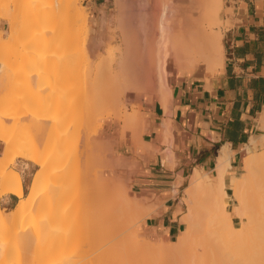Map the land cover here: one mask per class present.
Segmentation results:
<instances>
[{
    "label": "bare ground",
    "instance_id": "6f19581e",
    "mask_svg": "<svg viewBox=\"0 0 264 264\" xmlns=\"http://www.w3.org/2000/svg\"><path fill=\"white\" fill-rule=\"evenodd\" d=\"M68 2H74L75 4H77L78 0H69ZM75 4L74 6L77 7L75 8V10H79L78 12L76 11V20L78 21V23H80L81 27L87 28V14L81 10L83 9V7L79 9V6ZM66 6L67 2L64 3L60 0H44L42 5V10L44 11L43 15L51 16L57 11L64 10ZM222 9L223 0H205V2L202 3L200 7V13L196 15L194 19V26L188 29L182 28L179 31L173 30L171 26L166 22V16L174 14V11L168 9V7L164 6L162 8L163 11L159 16H157L159 18L157 19V23L155 24H151L153 21H150L151 18L149 17V19L147 16L148 14L146 15V12L144 13V11L142 10L143 15L145 14L146 16L143 19L140 18L142 19V21L140 20L142 24L139 22V20L138 24L142 25L143 29L137 30V28H132L133 30L130 29L131 31L127 30L134 34L133 36H131L132 34H129L130 32L126 33V31L125 33L121 32L122 34H117L118 42L120 41V39H122L123 34H126L124 36L125 41L123 40V42L121 40L122 42L117 49H115V47L113 49L112 47V49H110L107 54H103L101 59L98 62L96 61V63L87 52V54H84L83 60H78L62 70V80H68L75 73H79L82 71V73H77V75L81 76V80L85 76H88L87 78H84L85 80H87L85 82L84 79L81 82L78 78L80 83H77L76 81L72 83L71 87L77 83L79 84L78 86H80L81 90H79L78 92L76 91L77 93H74V88L71 93V97L69 98V100L65 101L62 106L53 107L45 103L41 104L40 107L34 109L28 108L25 110H19L17 108L16 111L18 113V116L20 115V118L24 119L26 124L27 122H31L32 125H29L28 123L27 125H25V127L31 129V132L32 129L35 128L33 129L34 132L36 131V128L42 131L44 129L43 124L45 122H48V120H55L57 126L70 117L76 116L75 118L82 119V117L87 112H82L80 115H77L75 112H70V109L73 105H75L76 107L78 104H81L83 102L87 103L91 109L94 108V110H92L93 115L95 114L97 116L98 114H110L112 113V111L109 109L113 108L114 110L115 106L111 107V104L110 106L105 104L111 103V97L108 98V96L111 95V93L109 94V92L115 93V90V97L117 99L119 98V102L121 101L118 95L122 97L121 94L125 93L126 91L136 93L141 91L156 92V94L158 95L160 100H162L164 106L166 107L168 101L167 96L169 93V87L167 83L168 81L166 78L167 64L169 60H172L173 62L175 61V63L181 67H190L192 69H196L199 67V65L205 63L207 65V69L210 72H213L216 69L224 66L225 53L223 50V35L219 30H216L214 28L215 24L219 25L220 23V13ZM157 10L155 8L154 12ZM140 16H142V12ZM131 22H129L128 25V21H126L127 28L130 27V25L132 26ZM123 25H125V23ZM121 30L124 31L125 28L123 29L122 27ZM83 31L85 32L86 30L83 29ZM86 36L87 37L83 39V43L85 46L89 41V32H87ZM11 39L13 38L11 37ZM98 46L100 47L101 45ZM119 52H124V56L118 58L117 55ZM37 59L31 60H35V63L33 62L34 69L32 66L31 71L28 72V75L33 77L32 83H35L38 86H42L45 83L42 81L40 70L36 68L37 66L34 64H36L37 61L41 62L44 60L42 57H38ZM6 63L7 60L1 59L0 67ZM82 75H84V77H82ZM89 81H91L92 83L97 82V85L99 82V85H102L104 83V85L99 86L101 90H98L97 86H95V89L97 91L93 90V94L92 91L90 92L89 90L90 88H93L91 86H94L96 84H91V82ZM84 83H86V85ZM44 87L45 86H42L41 88ZM112 99L114 101L115 98L113 97ZM121 103H119V105ZM115 104H117V101ZM102 105H105V107L108 106V108L102 107L104 108V111L98 112V114H96L97 112H94L96 111L95 107H99ZM120 106L122 107V105ZM61 110L65 112V115H63V117L54 116L50 112L55 111V113H58ZM121 111L122 109H117V112L120 115ZM139 111V109L136 111L133 110V112L131 113L129 111L130 114L124 117L126 121L130 123L131 129L134 130L136 134L138 133V131L142 130L144 125ZM13 112L16 113L15 110ZM117 112L115 114H117ZM5 115L0 113V142L5 145L3 153H0V264H17L14 260H19L24 255H28L29 257H31L30 264H137L134 263V259L137 258L136 255L140 254L141 252L143 254V251L145 250L149 251L148 253H150L151 257L153 255L156 256H153V258L159 257L158 259L160 260L161 257L164 264H176L181 258L188 256L191 257L193 255V253L195 252L193 251L194 246L196 244V241L199 239L198 237H201L198 242L203 241L202 243L204 246L202 247H206L205 243L207 241V237L204 236L210 233L214 234V236H212L213 234L211 236L215 240L217 239V242L224 245V248L226 250L225 253H228V256H230L228 257L229 261H227L229 264H264V149L258 151L257 149H253L250 146L247 147L248 155L244 159L246 172L242 176H232L229 183V187H231L232 189L230 195H228L229 191H227L225 183V173L229 166V159L226 151L224 152V155H221L218 158L217 173L215 175L206 173L207 175L205 174L206 176L203 177L204 174L202 175L200 173L202 171L201 169V171L199 172L196 171L193 182L195 183L197 189L199 188L198 193H203L208 202V204H206L205 206H203L204 204L200 205L197 204L198 202L196 203L198 205V208L205 207L203 212H206L207 210L206 215L209 218V220H207L209 225H206L204 229H201V227L203 226L202 224H200V227L196 226L197 220L195 221L194 219L196 212L193 210L196 205L194 203L195 206L193 205L194 207H191V213L187 217V221L189 222L190 226L184 232V235H182L178 240L172 241L173 243L171 242L169 244L167 242L160 244L147 241L141 242L138 241V239L135 237L134 241L136 243H140V245L136 246L134 244L135 242L132 241L133 237L130 236L131 238L128 237L127 239V236H125L127 229L123 231L119 230V232H123L122 234H124V237H122V234H120L119 232L117 234V229H119L118 227H120V225L123 224V226H126L127 228L128 224L122 222L125 221V219H128L126 218V216H129V214H127L129 210L128 208H130L128 207V205L132 204V202L130 201H133L131 198H129L128 194H124V199V195L122 196L123 191H120V188L122 187L114 188L112 186L110 187V189H108L109 191H107L106 188H108L107 186H109L110 183L106 182L104 179H102V183L98 180L95 183L94 181L96 180L93 179L94 174L96 173V170H93V167L95 169V164L91 160V163L88 161V164H85L83 166V168L86 167L83 171L72 172L71 170L68 171L66 170V168H62L59 170V173H57L58 167H53L56 169V173L53 171L55 174H51L53 173L51 169H47V165L50 160L61 158L67 161L68 159V163L75 159L73 158V155H75L79 151L77 152L73 150V152L71 151L72 153H70V155L68 156L67 148L69 146L66 145V142H64L65 140L60 139L62 142L59 140V142H61V146L57 151H50L46 154H40L38 147L40 145L45 146L50 136H52L51 132H49V135L48 133H45L44 130L42 132L37 131L39 134V138L36 137V139L35 137H33L35 140L31 139V141L33 140L34 142L28 140L29 143L27 145L23 144L21 146L22 143L20 142L23 141V143H27L28 141L25 142V139L22 140L23 137L21 139L22 141H20V136L22 135L19 136V133L17 136L5 133L7 126L3 118ZM262 118L263 120L261 119V121L263 122L262 125L264 127V117ZM166 123L167 126L165 125V127L168 133L170 123L168 121ZM29 126H31V128ZM126 126L129 127L127 124L125 125V127ZM50 128L51 127H49V129ZM58 131L60 132V130ZM36 134L35 136L38 135ZM67 137L66 139L70 138V136L68 135ZM166 139H168L167 135L165 137V140ZM251 141L256 143L253 138L251 139ZM72 142L74 141L72 140ZM71 145H73V143ZM79 145L83 146L81 143H79ZM106 147H93L92 145H90L88 148H86L87 151L81 147L79 148V156H84L83 159L87 161L88 157L90 158L88 153H96L97 155H99L103 152V149H106ZM69 148L71 149V146ZM72 149H75V145L74 148L72 146ZM81 151L83 152V155ZM84 152H86L87 154L85 155ZM18 157L26 159L24 163L26 168L29 167L30 163H33L34 165L41 166L42 171L44 170L43 172H41V169H38L33 172L34 179L30 184L28 194L25 193L22 173L16 170L17 168H11V164L15 163ZM85 161L84 163H86ZM89 163L92 167V170H90V167L88 166ZM92 163L94 166H92ZM80 169L82 170V167ZM74 173L76 175V182L79 186L81 185L80 187L76 188L78 185L74 181V183L76 184V191L77 193L80 192V195L82 194V196H85H83L82 199H86L85 202L87 203L83 202L86 205L84 207L83 205H81V207H78V210H76V212H71L72 215H69L68 209L66 210V208H63L62 206L59 209L53 206L52 208L54 209L51 208V211L48 212L49 215L47 216L46 214V216H44V219L38 217V210L40 209V206H42L41 200H45V197L47 199V197L49 196H47V194L46 196L42 194V190L44 192L46 189L43 184H45L46 182L47 175L48 179L50 176H59V180L58 176L57 179H55L56 177H53L56 181H58L54 184L53 182L50 183V181L52 180L49 179L48 182L47 179L48 183H46V185H49V183L50 185L46 191L51 192L52 190V193L49 194H51V196H54L55 193L61 191L63 186L65 187L64 184L67 182V178L73 177ZM96 176L97 175H95L94 178L97 179ZM98 177L100 178L101 176L99 175ZM205 177H207L208 179L205 180ZM90 179L91 181L89 182ZM91 182L95 183H93L95 187L97 183H100V185L98 184L99 186L95 188L93 184H91ZM190 192H192V189L190 190ZM195 192L192 197L196 196L198 201L201 200L199 198L201 196H199L197 193L195 194ZM8 193L18 196L20 198V201L15 208L10 210L9 212H5V208H3L1 205V197H4V195ZM85 194L88 195V197H86ZM51 198L55 199L54 197ZM57 198L58 197H56V199ZM231 198H235L236 200V203L233 207V212L235 208L236 216L239 218L238 225H236L233 220V212L231 211L232 209H227ZM193 199L194 201H196L195 198ZM52 201L54 202V200ZM56 202L57 200L53 204H55ZM135 202H137V200ZM49 203H47L48 207H50ZM134 204L137 205L136 203ZM36 214L38 218L36 217ZM201 214L203 215V213ZM29 215L31 216V219L33 218L32 224L30 223L31 219L29 220ZM27 216L28 218H26ZM73 217H76L78 219H74ZM142 217V215H138L135 220L142 219ZM204 218L207 219L206 217ZM25 219L27 223L24 221ZM41 219L42 222H44L45 220L44 225L41 224ZM68 219H74L73 222L75 220H79L80 222L82 221L83 224H77L79 222L78 221L76 223L78 226L75 227L73 225V227L75 228L60 227ZM132 219L134 221V217H132ZM22 222H25L26 225L29 222L31 225L29 224V226L27 225L28 228L27 226L25 228V223L23 224ZM198 222L201 223V221ZM55 223L62 224L58 226V224L55 225ZM65 225L68 226L67 224ZM201 234L202 236H200ZM213 238L212 240L215 241ZM121 243H127L126 247L124 246L126 249L122 248ZM133 245L136 247H134ZM111 248H115V251H112L116 253L123 250V254H119V257L112 256L110 251H108V249ZM217 248V253H219V246ZM212 249L214 248H211V250ZM106 250L107 252H105ZM198 251L200 253V251L202 250ZM104 253H109V256L107 255L105 257L104 255L103 257ZM212 256L213 255H211L210 259H208L209 262H211L210 260ZM213 259L215 260V264H217L216 258L213 257ZM164 260L166 261L164 262ZM147 261L148 260L146 259V263ZM158 263L159 262H157L156 264ZM18 264H21V262Z\"/></svg>",
    "mask_w": 264,
    "mask_h": 264
},
{
    "label": "rangeland",
    "instance_id": "374dc122",
    "mask_svg": "<svg viewBox=\"0 0 264 264\" xmlns=\"http://www.w3.org/2000/svg\"><path fill=\"white\" fill-rule=\"evenodd\" d=\"M43 1L44 0H0V61H1V59L7 60V63L0 67V113L4 114V115L6 113V115L3 117L5 123L7 124L5 133L10 134V135L13 134L15 136H17L19 133V136L22 135V136H20V141L25 139V142H27L28 140L31 141V139H34L33 137H35V138L38 137L39 136L38 132H42L43 130L45 133H48V134H49V132H51L52 136H50L46 145L45 144H44L45 146L42 145L44 148L41 145H40L41 147L40 146L38 147L40 154H46V153H49L50 151L51 152L57 151L61 146L60 143L62 142L61 141L62 139L65 140L64 142H66V145H68L69 147L71 146V149H72V146L74 148V145H75V149L71 150L68 147L70 149L69 150L67 148L68 156L70 155V153L73 152V150L80 152L79 148H81V147L87 151L86 148H88L90 145H92L93 147L94 146H99V147H101V146L106 147L107 146L106 149H103V152L99 155H97L96 153H94V154L88 153L90 158L88 157L87 161H85L83 159L84 156H79L80 155L79 152L76 153L75 155H73V158H75V159H73L71 162H68V163H67V161H69L68 159H67V161H65V159H61V158L50 160V162L47 165V169H51L52 172L53 171L55 172L56 171L55 168L58 167L57 173H59V170L62 168H64V169L66 168V170H68V171L71 170L72 172L73 171L74 172L75 171H83L86 168V167L83 168V166L85 164H88V161L90 163H91V161H93L95 164V169L93 167V170H96L94 177H95V175H97L96 176L97 179L93 177V179L96 180V181H94L95 183L97 182V180L99 182H101L102 179H104L106 182L110 183V185L107 186L108 188H106L107 191H109L108 189H110V187H112V186L114 188L122 187V188H120V191H123L122 196L124 194H128L129 198H131L133 200L130 202H132V204H134V203L137 204V205H135V204L132 205V204L128 203L129 205H132V206L128 205V207H130V208L127 207L129 209L128 210L129 213L127 212V214H129V216L128 217L126 216V218H128V219H125L126 222L125 221L122 222V223L128 224L127 228H126V226L124 227L123 224L120 225V227H118L119 229H117V234H118L119 230L123 231V230L127 229L125 236H127V239L130 236L133 237L132 241H134V238L136 237L138 239V241H141V242L147 241V242H156V243H160V244L165 243V242H167L168 244L171 243L172 241H166L165 240V242H162V240L150 238V237H145V236H140V234H138L139 233L138 232L139 231V225L136 226V223L141 221L142 219L135 220V218H137L138 215H142L144 217L146 215V213L143 211L142 207L140 206L139 200L134 196L133 192L130 189V184L128 182L129 181L128 173H129V171H131V169L129 168V165H127L125 162L117 160V157H119L118 155L120 153L126 152L127 149H126L125 143L127 141H129L130 138L137 140V142H139L140 139H142L143 130L138 131V133L136 134V132L131 129L130 123L128 121H126V119L124 117L127 116L128 114H130L131 112H133V110H135V111L138 109L140 110L139 98L142 97L143 95H146L147 91H141V92H137V93L126 91L125 93L121 94L122 97L120 95H118V97H120V101L122 103L119 102V98L117 99L115 97L116 90L114 91L115 93L109 92V94L111 93L110 96H108L107 95L108 93H107L106 95L108 96V98L111 97L110 98L111 103H108L105 105L110 106V104H111V107L115 106V108H114L115 111L113 110V108L109 109L112 111V113L105 114V115L98 114V112L104 111V108H102V107H105V105L95 107L96 111H94V112H97L96 113V114H98L97 116L95 114H94L95 115L94 116L92 113V110H94V108L91 109L90 106L85 102L78 104L76 107H75V105H73L74 107L73 106L71 107L70 112H75L77 115H80L82 112H87L82 117V119H79V118L77 119V118H75L76 116L70 117V118H67L66 120H64L61 124H58L57 126H56L55 120H48V122H45L43 124L44 129L42 131H40V129L38 130L36 128V131L33 132V129H35V128H33L32 132H31V129L25 127V125H27L28 123H29V125L30 124L32 125V123L27 122V124H26L25 120L20 118V115L18 116L16 109L17 108L19 110H21V109L25 110L28 108L34 109V108L40 107L41 104H45V103H47L48 105L53 106V107L62 106L65 101L69 100V98L71 97V93H72L74 88H75L73 91L74 93L76 91L78 92L79 90H81L80 86H78L79 84H77V83H80L78 78L82 82L85 77L86 78L88 77V76L84 77V75H85L84 74V75H82V77H84V78L81 80V78H80L81 76L77 75V73H78L77 72L68 80H62L61 74H62L63 69L67 68L69 65H71L72 63H74L78 60L79 61L83 60L84 54H87V52L94 59L95 63H96V61L98 62L101 59L103 54H107L110 51V49H112V47H113V49H114V47H115V49H117L120 46L121 42L123 40L125 41L124 36L126 34H123L122 39H120L119 42L117 41V39H118L117 36L121 32L125 33V31H126V33H129L131 30H133L132 28H137V30L143 29V26L138 24V20L142 24L141 21L147 14H148L147 15L148 18L149 17L151 18V19L149 18L150 21H153L151 24L157 23V19L159 18L157 16H159L161 14V12L163 11L162 8L165 6V7H168V9L173 10L175 12L178 10V8H177L178 5H176L175 1L178 2L180 0H166V1L165 0H150V4L148 3V0H114L113 3L111 4L110 8L102 11L101 13L94 11V9L89 4L87 5V3L84 0H78L77 4H75L74 2H68L69 0H60V1H63L64 3L67 2L66 8L64 10L55 12L51 16L43 15V13H44V11L42 10ZM161 1H162V3H161ZM186 1L189 3H192L194 5V7H196V9H197L196 13L193 14V16H189V17L185 18V21H182L181 18H179V17H177V18L175 16L171 17L170 15L166 16V22L175 31H179L182 28L188 29V28L193 27L195 24L194 19H195L196 15H198L200 13V7H201L202 3L205 2V0H186ZM74 4L78 5L79 9L83 7V9H81V10L87 14V16H88L87 28L81 27L80 23H78V21L76 20V15H77L76 11L78 12L79 10L78 9L75 10V8H77V7L74 6ZM146 5H148L150 8ZM182 5L185 7L186 4L183 3ZM228 5H229V0H223V9L220 13V15H221L220 23H219V25H216V24L214 25V28L216 30H219L223 35V48H224L223 50L225 53V57L227 56V49H228V45H229V39H228V34H227L226 29L229 27L230 21L227 17L232 12V8H229ZM147 8H148V11H147ZM155 8H156V10L158 8V10L154 12ZM81 10H80V12H81ZM142 10L144 11V13L146 12V15L145 14L143 15ZM141 12H142L143 17L140 16ZM155 13H158V14H155ZM155 15H156V18H155ZM140 18H142V19H140ZM121 21H122V23H121ZM126 21H128V25H129V22L133 21V22H131L132 26L130 25V27L127 28ZM124 23H125V25H123ZM122 27H123V29L125 28L124 31L121 30ZM83 29H85L86 31L84 32ZM127 30H130V31H127ZM87 32H89V41H88L87 45L85 46L83 43V41H84L83 39H85L87 37L86 36ZM92 34H93V36H92ZM129 34H132V33L130 32ZM133 35L134 34H132L131 36H133ZM11 37L14 40L11 39ZM10 41H11V43H10ZM100 41H101V44H100ZM98 45H101V46L99 47ZM122 56H124V52H119L117 55L118 58H120ZM38 57H42L44 61H41V62L37 61V63L34 65H36L37 66L36 68H38L41 72L42 81L45 83L44 85H42V86H45L44 88H41L42 86H38L35 83H32L33 77L28 75V72L31 71V68L33 66V62L35 61V60L34 61H31V60L37 59ZM170 61H172V60H170ZM173 63H175V61ZM175 65L180 67L176 63H175ZM199 66L201 68H203V67L206 68L207 65L205 63H203ZM33 69H34V66H33ZM82 72H79V73H82ZM74 81H76L77 83L71 87V85ZM85 81H87V80L84 79V82ZM89 82H91V81H89ZM94 83L91 82V84H94ZM99 83H98V85L96 84L94 86H91L93 88L92 89L90 88L89 91L90 92L92 91V93H93L96 90L95 86H97L98 90H101L99 86H103L104 83L102 85L101 84L99 85ZM84 84L86 85V83H84ZM87 84H89V83H87ZM78 88H80V89H78ZM148 92H151V91H148ZM154 93H156V92H154ZM113 97L115 98L114 101L112 99ZM116 101H117V104H115ZM119 103H121L120 105H122V107L119 105ZM108 106H106L105 108H108ZM117 109H119V110L122 109L121 115L118 114L119 111L117 112ZM14 110L16 113L13 112ZM105 111H106V109H105ZM129 111H130V113H129ZM50 112L54 116L63 117V115H65L64 114L65 112L62 110L58 113L57 112L55 113V111L54 112L50 111ZM116 112H117V114H115ZM53 113H55V114H53ZM93 116L95 119L93 118ZM126 124L130 128L127 126L125 127ZM29 127L31 128V126H29ZM49 127H51V128L49 129ZM58 130H60V132ZM61 131L64 133H62ZM20 133H22V134H20ZM66 133L68 136H70L69 139H66V137H67ZM35 134L37 136H35ZM60 136H62V137H60ZM22 137H23V139H22ZM59 140L61 142H59ZM72 140L74 142H72ZM75 141H76V143H75ZM166 141H167V139H166ZM262 141H263V139H262ZM31 142H34V141L32 140ZM20 143H22L21 146L23 144L27 145L29 143V141L27 143H23V141ZM72 143H73V145H71ZM79 143H81L83 146L79 145ZM1 146H2L1 152L3 153L5 145L2 143ZM263 146H264V143H263V145H260L259 147H257V150L261 151ZM77 147H79V148H77ZM81 153L83 155L82 151H81ZM84 154L86 155L87 153L84 152ZM62 158H64V157H62ZM25 160H26L25 158L18 157L17 160L15 161V163L11 164V168H13V167H14V169L17 168L16 170H18L20 173H22L21 169L23 168ZM84 161L86 163H84ZM90 163L88 166L90 167V170H92ZM242 164H243V168L241 167V169H240V172H239L240 176H242L246 172V170H245L246 166L243 162H242ZM92 166H94L93 163H92ZM53 167H55V168H53ZM81 167H82V170L80 169ZM38 169H41V172L44 171V170L42 171L41 166L34 165L31 170L28 169L25 173H22L23 184H24L26 194L29 193L30 184H31L32 180L34 179V175L32 174V172H35ZM201 170H200V168H196L193 173H191V171H189L187 173L185 179H181V181L183 180V184L175 187V189H176L175 196L177 198V203L179 205V212L181 215V220L183 222V225H182L183 227H182V230L180 231L178 237H175L173 241L178 240L182 235H184V232L187 230V228H189L190 224L187 221V217L191 213V210H192L191 207H194L195 205H196V207L193 208V210L196 212L195 217H194L195 221L197 220L196 226L200 227V224H202L203 226L201 227V229H204L206 227V225H209L208 221H207V220H209V218L206 215L207 210L205 209L206 212L205 211L203 212L205 207L198 208V205H197V204H200V205L204 204L203 206H205L206 204H208L207 198L205 197V195L203 193L202 194H199L200 192L198 193L199 188L197 189L195 183L193 182L194 175L196 174V171L199 172ZM202 171L200 173L202 175L204 174L203 177L206 176L207 174H210L208 171L207 172H205L204 170H202ZM54 172L51 174L54 175L56 173V172L55 173ZM99 175L102 178L101 177L99 178L98 177ZM57 176L58 175L53 176V177L54 178L56 177L55 179H57ZM50 177H49V179L52 180V181H50V183L53 182V184H54V183L58 182L53 177H51V178ZM75 177H76V175L74 173L73 177H69L71 179L67 178V182L65 181L66 183L64 184L65 187H66V185H67V187L65 188L63 186L61 189L62 192L61 191L57 192V193H55L56 195L54 194V196H51V194H49V193H52V190L50 189L51 192L46 191L50 185V183H49V185L47 184L48 186L46 185V183L49 182L48 175H47L46 182H45V184H43V186H45L46 189L44 192L42 190V194L44 196H46V194H47V196L49 195L51 197H54L55 199H52L51 197L48 196L47 199L45 197V200H41L42 206H40V209L38 210V213H37L38 217L44 219L45 218L44 216H46V214H47V216L49 215L48 212L51 211L50 209L53 206H55L57 209H59L61 206L63 208H66V210L68 209L69 215H70L71 212L72 213L74 211L76 212V210H78V207H81V205H83V207L86 205L85 204V203H87V202H85L86 199L85 198H84V200L82 199L84 195L82 196V194L80 195V192L77 193V191H76V188L80 187L81 185L80 186L78 185ZM52 178L54 179V181ZM47 179H48V182H47ZM204 179L206 180L208 178L205 177ZM58 180H59V176H58ZM71 180H73V181H71ZM74 181H75V183H77V185H78L77 187H76V184L74 183ZM90 181H91V179L89 180V182ZM94 182H91V184H93ZM111 183H114V184H111ZM94 184H93V186H94ZM98 184L100 185V183H97L96 187L99 186ZM190 186H191V188H190ZM123 188H124V190H123ZM191 189H192V192H190ZM228 191H229V193L232 192L231 187H229ZM194 192H195V194L197 193L201 197L203 196L202 198L198 196L201 199V200H199L200 202L197 200L196 196L192 197L194 195ZM55 196L58 198L56 199ZM86 197H88V195H86ZM193 198H195L196 201H194ZM51 199L54 200V202L57 200L58 203L56 202L55 204H53L54 202ZM124 199H125V195H124ZM136 200H137V202H135ZM201 201H202V203H201ZM49 202L52 204H50ZM83 202H85V203H83ZM47 203H49L50 207H48ZM194 203H195V205H194ZM235 203H236V200H235ZM58 205H59V207H58ZM234 205L228 206L227 209L231 210L234 207ZM200 207H202V206H200ZM52 209H54V208H52ZM4 210H5V212H9L12 209H9V208L6 209L5 208ZM68 211H67V213H68ZM201 213H203V215ZM37 214H36V217H37ZM233 214H234V218H237L236 225H238L239 218L236 216L235 208H234ZM203 216L206 217L207 219H205ZM132 217H134L135 222L133 221ZM26 218H28V216ZM73 218L78 219L76 217H73ZM129 218H130V220H129ZM30 219H31V216H30L29 220ZM32 219L30 220L31 224L33 222ZM42 219H41V224L44 225L45 220H44V222H42ZM68 220L66 222H64L63 224L62 223H60V224L55 223V225L58 224V226H59L62 224V226H60V227L75 228L76 226H78L77 224H79V225L83 224V222L82 221L80 222L79 220H77V221L75 220L76 222L75 221L73 222V220H69V221ZM24 221L26 222V219ZM27 221H28V219H27ZM198 221H201V223H199ZM25 222H22V223L24 224ZM26 223L24 225L25 228L27 225L29 226V224H30L28 222V224L26 225ZM65 224H67L68 226H66ZM73 225L75 227H73ZM28 226H27V228H28ZM119 233L122 234L123 232H119ZM133 233H134V235H133ZM208 233H210V232H208ZM130 234H132V235H130ZM212 234L213 233H210L206 236L203 235L204 237H207L206 238L207 241L205 243L206 247H202V246H204L202 243L203 241L198 242V240H200V238H201V237H198L199 239L196 241V244H195L196 247L194 246L193 251H195V252L193 253V255L192 256L190 255L191 257L188 256V257L181 258L179 260V262H177L176 264H197V263L198 264H210V263L215 264V260L213 259V257L216 258L217 264L218 263L219 264H229L227 261H229L228 257H230V256H228V253L227 254L225 253L226 250L224 248V245L217 242L216 241L217 239L215 240L212 237V236H214V234L213 235ZM123 235L124 234H122V237H124ZM200 236H202V234ZM212 238L216 241L217 245H216L215 241L212 240ZM123 242H125V241H123ZM201 243H202V245H201ZM121 244H122V248L126 249L125 247H126L127 243L126 244L121 243ZM134 244L136 246L140 245V243H136V242ZM131 246H132V243H131ZM136 246H134V247H136ZM218 246L220 248L219 253H217L218 252V248H217ZM211 248H214V249L211 250ZM197 249L202 250V251H200V253H199V251ZM112 250L115 251V248L108 249V251H110L112 256L119 257L120 256L119 254H121V255L123 254L122 253L123 250L121 252H117V253L112 251ZM105 252H107V250ZM143 252L145 253V255H144V253L142 254V252L140 254L136 255L138 259L135 258L136 256L134 257L135 258L134 263H137V264L138 263H140V264H153V263L156 264L157 262H159L158 264L163 263L161 257H160V260L162 262L158 259L159 257L153 258L154 255L151 257L150 253H148L149 251L145 250ZM108 254L104 253L103 257H104V255L106 257ZM210 254L213 255L211 260H210L211 262H209V260H208L211 257ZM223 255H224V257H223ZM154 257H156V256H154ZM206 257H207V260H206ZM21 258L19 260L15 259L14 261H16L17 264L20 262H21V264H30L31 257H29L28 255H24ZM146 259L149 262L147 261V263H146ZM165 261L166 260H164V262ZM167 262H168V260H167ZM239 264H241V263H239ZM244 264H246V263H244Z\"/></svg>",
    "mask_w": 264,
    "mask_h": 264
},
{
    "label": "crops",
    "instance_id": "0c3cea01",
    "mask_svg": "<svg viewBox=\"0 0 264 264\" xmlns=\"http://www.w3.org/2000/svg\"><path fill=\"white\" fill-rule=\"evenodd\" d=\"M84 1L101 13L114 0ZM175 3L178 10L171 17L185 21L196 13V7L186 0ZM228 7L232 12L227 17L229 45L224 66L210 72L207 66L184 68L169 60L167 106L154 92L139 98L142 140L130 138L126 152L117 160L129 165L130 189L146 212L136 223L140 236L173 241L183 227L175 196L181 179L196 168L215 175L218 158L226 151L228 191L232 176H240L247 147L257 149L264 143V0H229ZM33 166L23 165L21 172ZM19 201L11 193L1 197L6 209L15 208ZM234 204L231 198L229 206Z\"/></svg>",
    "mask_w": 264,
    "mask_h": 264
}]
</instances>
